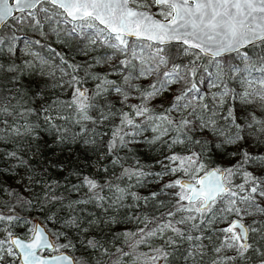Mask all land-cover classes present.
Wrapping results in <instances>:
<instances>
[{
  "label": "snow or ice",
  "instance_id": "6c2138e0",
  "mask_svg": "<svg viewBox=\"0 0 264 264\" xmlns=\"http://www.w3.org/2000/svg\"><path fill=\"white\" fill-rule=\"evenodd\" d=\"M0 264H264V0H0Z\"/></svg>",
  "mask_w": 264,
  "mask_h": 264
},
{
  "label": "trees",
  "instance_id": "16d2710c",
  "mask_svg": "<svg viewBox=\"0 0 264 264\" xmlns=\"http://www.w3.org/2000/svg\"><path fill=\"white\" fill-rule=\"evenodd\" d=\"M65 51L68 52L67 49H65ZM68 54H70V55H76L77 60H80L81 59V57L79 55H77V51L76 50H73L71 52H68ZM86 171H87V169H86ZM141 191L144 192V194H147V190L146 189L145 190H141ZM129 226H131V225H129Z\"/></svg>",
  "mask_w": 264,
  "mask_h": 264
}]
</instances>
